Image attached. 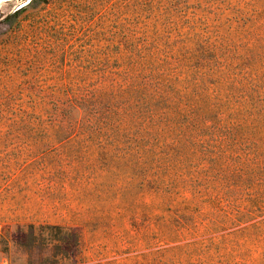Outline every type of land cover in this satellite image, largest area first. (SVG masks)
<instances>
[{
	"label": "rangeland",
	"instance_id": "rangeland-1",
	"mask_svg": "<svg viewBox=\"0 0 264 264\" xmlns=\"http://www.w3.org/2000/svg\"><path fill=\"white\" fill-rule=\"evenodd\" d=\"M138 36L151 51L202 41L248 56L264 42V0L0 2V264H151L163 249L148 245L164 239L151 217L160 200L143 183L132 141L84 122L77 97L85 77L99 76L90 62L117 65ZM263 107L253 110L258 130L247 117L229 150L243 153V134L264 137ZM71 113L81 122L63 120ZM230 178L238 207L263 192L262 177ZM164 260L159 253L156 263Z\"/></svg>",
	"mask_w": 264,
	"mask_h": 264
},
{
	"label": "trees",
	"instance_id": "trees-1",
	"mask_svg": "<svg viewBox=\"0 0 264 264\" xmlns=\"http://www.w3.org/2000/svg\"><path fill=\"white\" fill-rule=\"evenodd\" d=\"M134 40L135 48L114 59L117 65L110 58L90 62L99 76L85 77L77 97L84 122L114 128L118 138L132 141L143 183L160 200L151 217L164 239L147 242L164 247L151 252V264L159 253L165 264H264V189L238 207L230 178L264 182V137L239 136L242 154L227 146L247 117L259 128L253 110L264 106V42L244 56L222 43L158 52L147 50L143 37ZM63 120L82 118L71 113Z\"/></svg>",
	"mask_w": 264,
	"mask_h": 264
},
{
	"label": "water",
	"instance_id": "water-1",
	"mask_svg": "<svg viewBox=\"0 0 264 264\" xmlns=\"http://www.w3.org/2000/svg\"><path fill=\"white\" fill-rule=\"evenodd\" d=\"M1 1H4V0H0V2H1Z\"/></svg>",
	"mask_w": 264,
	"mask_h": 264
}]
</instances>
